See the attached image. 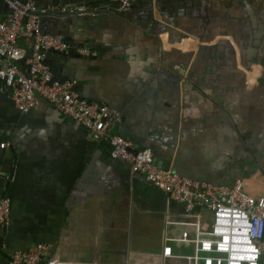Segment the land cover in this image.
I'll return each instance as SVG.
<instances>
[{"label": "crops", "instance_id": "crops-1", "mask_svg": "<svg viewBox=\"0 0 264 264\" xmlns=\"http://www.w3.org/2000/svg\"><path fill=\"white\" fill-rule=\"evenodd\" d=\"M146 2L118 17L63 19L65 35L98 52L71 68L79 95L121 112L111 131L152 149L159 169L242 182L264 197V0H153L155 22ZM19 47L33 49L30 40ZM126 167L55 106L42 100L23 114L1 89L0 198L10 220L0 221V264L39 244L50 246L39 264H171L167 238L191 237L184 222L209 215L185 211Z\"/></svg>", "mask_w": 264, "mask_h": 264}, {"label": "built area", "instance_id": "built-area-1", "mask_svg": "<svg viewBox=\"0 0 264 264\" xmlns=\"http://www.w3.org/2000/svg\"><path fill=\"white\" fill-rule=\"evenodd\" d=\"M119 10L126 11L134 0H119ZM12 15L0 17V78L9 89L15 107L23 114L37 110L44 100L55 106L61 115L86 128L93 140L108 142L115 162L129 166L154 188L170 194L187 212L206 209L209 218L196 216L184 222L193 228L187 234L167 238L163 257L171 264H264V197L254 196L242 182L214 184L198 182L174 172L163 171L154 163L153 150L137 152L126 138L116 135L112 128L123 122V114L98 102L82 98L73 80H59L45 63L48 50L67 52L69 44L62 35L43 34L35 3L7 1ZM52 10L78 16H98V9L85 4L73 7H54ZM27 21L24 23V19ZM21 40L32 42L27 53L19 47ZM83 58H95L98 52L76 48ZM25 61V68L20 64ZM2 143L1 148L9 147ZM10 203L0 198V221L8 224ZM179 243L191 245V253L173 248ZM49 245L39 244L34 251H18L10 264H39L48 254Z\"/></svg>", "mask_w": 264, "mask_h": 264}, {"label": "water", "instance_id": "water-1", "mask_svg": "<svg viewBox=\"0 0 264 264\" xmlns=\"http://www.w3.org/2000/svg\"><path fill=\"white\" fill-rule=\"evenodd\" d=\"M7 1L10 2H20V3H26L29 1H32L35 3V11L40 19V29L43 34H50L55 29V33L62 35L64 40L69 44L70 48L67 52H58L54 50H48L47 53L53 54L59 58V62H55L49 59L47 57L45 63L50 66L51 71L55 78L59 80H67L73 79L72 75V66L75 63V60L81 58L76 53V48L80 47H87L86 41H80L78 38L69 37L65 35L63 32V19L66 18H72L77 17V14H70V13H62L61 11L52 10L54 7H73L78 4H85L91 8H97L98 9V16L102 14H114L116 15H122L126 11L119 10L121 6V2L119 0H0V16L5 17L8 15H12L14 13V10H12ZM178 1V0H177ZM140 2V0H134L130 6V8H135L137 6V3ZM147 4L144 5V16H147V19L150 21H156L155 19V8L159 6V4H154L153 0H147ZM157 10L160 12H164V10L161 8H157ZM128 11V10H127ZM118 17V16H116ZM27 21V19H24V23ZM20 64H23V61L20 62ZM5 82L0 78V90H7L9 92V89L4 86ZM116 135H119L118 132H116ZM137 151V150H136ZM139 152V151H137ZM156 161V160H155ZM154 161V163H155ZM119 162H117L118 164ZM158 163V162H157ZM159 165H161V162H159ZM163 170L167 171L169 170L165 166H160ZM125 171H131V168L128 166L125 168ZM136 179L145 181V177L135 174ZM149 186H153L152 182H149ZM157 190V189H156ZM170 196V194H167ZM183 224V223H181ZM185 226H189L184 224Z\"/></svg>", "mask_w": 264, "mask_h": 264}, {"label": "rangeland", "instance_id": "rangeland-1", "mask_svg": "<svg viewBox=\"0 0 264 264\" xmlns=\"http://www.w3.org/2000/svg\"><path fill=\"white\" fill-rule=\"evenodd\" d=\"M174 247H175V245H174ZM191 251H192L191 247H183L182 248V253H191Z\"/></svg>", "mask_w": 264, "mask_h": 264}]
</instances>
